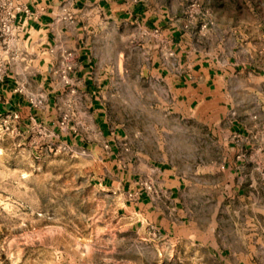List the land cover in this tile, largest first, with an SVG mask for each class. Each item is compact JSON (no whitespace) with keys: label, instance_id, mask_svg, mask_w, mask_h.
<instances>
[{"label":"crops","instance_id":"0c3cea01","mask_svg":"<svg viewBox=\"0 0 264 264\" xmlns=\"http://www.w3.org/2000/svg\"><path fill=\"white\" fill-rule=\"evenodd\" d=\"M22 3L0 43V115L84 150L169 259L264 264V56L210 52L147 0Z\"/></svg>","mask_w":264,"mask_h":264},{"label":"rangeland","instance_id":"374dc122","mask_svg":"<svg viewBox=\"0 0 264 264\" xmlns=\"http://www.w3.org/2000/svg\"><path fill=\"white\" fill-rule=\"evenodd\" d=\"M147 1L201 30L210 52L238 57L248 49L252 65L264 56V0ZM150 102L144 98L143 110ZM94 167L42 125L0 115V264L179 263L161 240L127 225L121 200L98 185Z\"/></svg>","mask_w":264,"mask_h":264},{"label":"built area","instance_id":"2783aa9c","mask_svg":"<svg viewBox=\"0 0 264 264\" xmlns=\"http://www.w3.org/2000/svg\"><path fill=\"white\" fill-rule=\"evenodd\" d=\"M26 6L22 0H0V43L7 46L9 42L14 40L20 31V26L17 23V16ZM72 69L71 63H68L63 72H68ZM62 78L65 82H69V76L63 73Z\"/></svg>","mask_w":264,"mask_h":264}]
</instances>
